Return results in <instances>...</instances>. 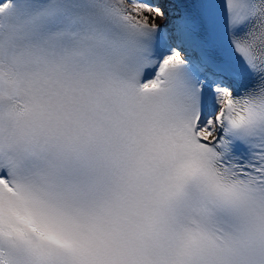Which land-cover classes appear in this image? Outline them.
I'll return each mask as SVG.
<instances>
[{
    "label": "snow or ice",
    "instance_id": "snow-or-ice-1",
    "mask_svg": "<svg viewBox=\"0 0 264 264\" xmlns=\"http://www.w3.org/2000/svg\"><path fill=\"white\" fill-rule=\"evenodd\" d=\"M0 264H264V0H0Z\"/></svg>",
    "mask_w": 264,
    "mask_h": 264
}]
</instances>
